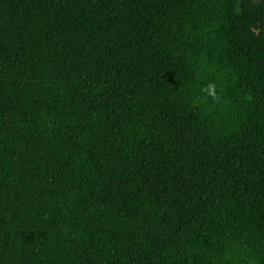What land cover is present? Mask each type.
Returning a JSON list of instances; mask_svg holds the SVG:
<instances>
[{
	"label": "trees",
	"instance_id": "obj_1",
	"mask_svg": "<svg viewBox=\"0 0 264 264\" xmlns=\"http://www.w3.org/2000/svg\"><path fill=\"white\" fill-rule=\"evenodd\" d=\"M0 264H264V0H0Z\"/></svg>",
	"mask_w": 264,
	"mask_h": 264
},
{
	"label": "clouds",
	"instance_id": "obj_2",
	"mask_svg": "<svg viewBox=\"0 0 264 264\" xmlns=\"http://www.w3.org/2000/svg\"><path fill=\"white\" fill-rule=\"evenodd\" d=\"M204 89H202V91H203ZM207 91H208V93H209V95H213V96H215V91H214V86L213 85H209V86H207Z\"/></svg>",
	"mask_w": 264,
	"mask_h": 264
},
{
	"label": "water",
	"instance_id": "obj_3",
	"mask_svg": "<svg viewBox=\"0 0 264 264\" xmlns=\"http://www.w3.org/2000/svg\"><path fill=\"white\" fill-rule=\"evenodd\" d=\"M255 32H258V30H257V29H255Z\"/></svg>",
	"mask_w": 264,
	"mask_h": 264
}]
</instances>
